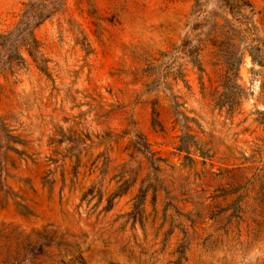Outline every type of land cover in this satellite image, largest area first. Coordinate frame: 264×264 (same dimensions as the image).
<instances>
[{
  "label": "rangeland",
  "instance_id": "obj_1",
  "mask_svg": "<svg viewBox=\"0 0 264 264\" xmlns=\"http://www.w3.org/2000/svg\"><path fill=\"white\" fill-rule=\"evenodd\" d=\"M0 264H264V0H0Z\"/></svg>",
  "mask_w": 264,
  "mask_h": 264
},
{
  "label": "trees",
  "instance_id": "obj_2",
  "mask_svg": "<svg viewBox=\"0 0 264 264\" xmlns=\"http://www.w3.org/2000/svg\"><path fill=\"white\" fill-rule=\"evenodd\" d=\"M49 16L50 15L42 8V6L33 9L27 8L23 13L20 22L16 26V29L3 37L4 40L17 38L18 43L27 46L28 50L34 48L36 41L33 37V29L44 22Z\"/></svg>",
  "mask_w": 264,
  "mask_h": 264
}]
</instances>
